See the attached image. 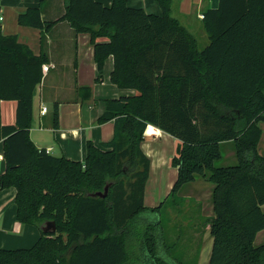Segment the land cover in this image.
Returning <instances> with one entry per match:
<instances>
[{"label": "trees", "instance_id": "obj_1", "mask_svg": "<svg viewBox=\"0 0 264 264\" xmlns=\"http://www.w3.org/2000/svg\"><path fill=\"white\" fill-rule=\"evenodd\" d=\"M162 15L98 0H66L64 15L44 21L40 6L20 13L21 26L48 31L70 23L88 34L98 71L109 57L111 82L135 94L106 99L98 123L114 121L112 140L87 142L84 162L56 157L30 138L33 97L48 58L36 55L0 27V106L17 102L16 122L3 125L5 168L0 189L15 188L16 221L40 229L55 221L30 248L0 249V264H182L166 253L156 213L144 204L151 159L142 143L148 125L178 140L170 161L178 168L169 194L198 179L213 184V247L208 264H264V156L258 151L264 123V0H220L203 25L209 44L173 16V0H156ZM88 90L87 88H85ZM89 91V90H88ZM58 103L54 126H58ZM233 142L238 163L216 167L221 143ZM105 198L93 196L104 191ZM168 197V198H169ZM143 221V222H142Z\"/></svg>", "mask_w": 264, "mask_h": 264}, {"label": "crops", "instance_id": "obj_2", "mask_svg": "<svg viewBox=\"0 0 264 264\" xmlns=\"http://www.w3.org/2000/svg\"><path fill=\"white\" fill-rule=\"evenodd\" d=\"M98 1L105 6H111L113 2ZM219 2L220 0H173V8L176 5L178 14L183 17L184 22L174 17L190 32L189 29L194 23L201 22L203 25L205 11L217 9ZM127 3L130 7L142 8L149 14L162 15L156 0H127ZM37 6L41 8L44 21H56L65 13L66 0H0L2 33L16 35L18 41L27 45L34 54L44 53L48 58L47 64L44 65L42 82L36 87L33 97L30 138L39 149H46L53 156H65L74 161L84 162L87 142L91 141L102 147L103 143L114 137L113 120L98 123V118L105 111L104 100L134 95L135 91L120 89L111 82L114 67L112 57L106 60L103 73L98 71L90 36L76 34L69 22L60 20L45 32L19 25L18 15L30 7ZM55 103H58V126H54ZM44 107L47 111L42 113ZM0 110L2 124L14 125L17 102L2 101ZM177 141L153 125H148L145 131L142 149L151 159L150 176L144 198V204L148 208L164 205L177 180L178 168L170 165L176 153ZM0 152L3 154L2 142ZM259 153L264 154L260 151ZM0 167L3 171L5 161L0 162ZM202 180L194 183L198 182L202 187ZM207 187L211 188L210 185ZM15 195L16 189L13 187L0 189V249L30 248L41 236L39 228L16 221ZM207 233L209 234L207 241L210 244L213 240L210 225H205L202 233L200 230L197 231L200 237L201 234ZM203 239L205 242L204 237ZM206 244L207 242L197 251L198 264L202 263L201 257L205 253L203 250Z\"/></svg>", "mask_w": 264, "mask_h": 264}, {"label": "rangeland", "instance_id": "obj_3", "mask_svg": "<svg viewBox=\"0 0 264 264\" xmlns=\"http://www.w3.org/2000/svg\"><path fill=\"white\" fill-rule=\"evenodd\" d=\"M174 7L173 16L184 22L183 17L178 14L176 5ZM191 27L189 30L197 38L199 49H204L209 44L204 26L201 22H196ZM99 103L101 105V102ZM260 127L263 135L259 143V151L264 153V123ZM221 150L222 158L215 162L216 167H230L238 163L234 143L230 141L223 143ZM201 185L202 187L198 182L184 185L177 194L171 195L156 213L148 212L142 216L146 222L160 223L158 231L163 236L164 245L169 247L166 253L182 264H198L197 251L203 248L205 242L207 244L203 250L205 253L202 254L201 264H208L212 252L213 240L210 244L207 241L209 234H201L200 237L197 231L200 230L202 233L206 221L214 215L211 193L213 184L206 183L203 179ZM262 244H264V230L258 233L255 240L256 246Z\"/></svg>", "mask_w": 264, "mask_h": 264}, {"label": "water", "instance_id": "obj_4", "mask_svg": "<svg viewBox=\"0 0 264 264\" xmlns=\"http://www.w3.org/2000/svg\"><path fill=\"white\" fill-rule=\"evenodd\" d=\"M108 191H109V184H107L104 188V191L102 192H97L95 194H92L93 196H99L101 198H105L108 195ZM41 231H43L44 233H51L54 234L57 231V227H56V223L55 221H47L44 224L41 225L40 227Z\"/></svg>", "mask_w": 264, "mask_h": 264}, {"label": "built area", "instance_id": "obj_5", "mask_svg": "<svg viewBox=\"0 0 264 264\" xmlns=\"http://www.w3.org/2000/svg\"><path fill=\"white\" fill-rule=\"evenodd\" d=\"M2 17L0 16V21H2ZM47 111V108L46 107H44V108H42V113H45ZM47 152H48V150H47ZM4 161V154H2L1 152H0V162H3ZM2 173V169H1V167H0V174Z\"/></svg>", "mask_w": 264, "mask_h": 264}]
</instances>
